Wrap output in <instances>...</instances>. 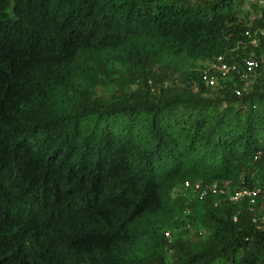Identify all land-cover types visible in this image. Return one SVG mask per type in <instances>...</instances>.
<instances>
[{
    "label": "trees",
    "instance_id": "1",
    "mask_svg": "<svg viewBox=\"0 0 264 264\" xmlns=\"http://www.w3.org/2000/svg\"><path fill=\"white\" fill-rule=\"evenodd\" d=\"M241 1L0 0V264H264L260 197L229 199L264 187Z\"/></svg>",
    "mask_w": 264,
    "mask_h": 264
},
{
    "label": "built area",
    "instance_id": "2",
    "mask_svg": "<svg viewBox=\"0 0 264 264\" xmlns=\"http://www.w3.org/2000/svg\"><path fill=\"white\" fill-rule=\"evenodd\" d=\"M262 32V30L260 31ZM245 35L249 36L248 32H245ZM252 43L255 40H251ZM241 64L244 66V74L243 77L249 79L256 75V69L259 67V61L252 57H243L241 58ZM235 70V63L227 61L223 56L218 55L216 56L210 63L206 65V68L202 70L201 73V80L207 86H215L217 84V77L224 78L228 76V73ZM210 72H213L210 75ZM217 74L218 76H216ZM246 90V87L242 88H235L233 92L235 95H240L243 91ZM184 187L189 186L188 182L183 183ZM193 190L199 192L200 195H204L206 190H211V192L215 191L214 185L208 186H200L198 183L193 185ZM261 192L260 188L252 187V188H241L233 192L231 199L233 201H238L241 198H247L250 204L255 202V197ZM259 221H264V216H259Z\"/></svg>",
    "mask_w": 264,
    "mask_h": 264
},
{
    "label": "rangeland",
    "instance_id": "3",
    "mask_svg": "<svg viewBox=\"0 0 264 264\" xmlns=\"http://www.w3.org/2000/svg\"><path fill=\"white\" fill-rule=\"evenodd\" d=\"M260 6H264V0H242L238 6L237 17L242 22H249L253 17L257 15V10ZM204 62H196V66L203 65ZM264 188V187H263ZM258 210H264V189L260 196L258 203Z\"/></svg>",
    "mask_w": 264,
    "mask_h": 264
},
{
    "label": "clouds",
    "instance_id": "4",
    "mask_svg": "<svg viewBox=\"0 0 264 264\" xmlns=\"http://www.w3.org/2000/svg\"><path fill=\"white\" fill-rule=\"evenodd\" d=\"M260 31H261V30H260ZM246 36H247V35H246ZM251 40H255V42L252 43ZM251 40H250L251 44H256L257 41H256L255 38H252ZM217 56H218V55H217ZM221 56H222V55H221ZM215 57H216V56H215ZM215 57H214V58H215ZM223 57H224V56H223ZM248 57H251V56H248ZM214 58H213V59H214ZM252 58H253V57H252ZM227 61H228V60H227ZM230 62H231V61H230ZM207 64H208V63H205V62H204V63H203V66L206 68V65H207ZM262 67L264 68V63L262 64ZM256 76H258L257 72H256ZM226 77H227V76H226ZM226 77L221 78V79H225ZM251 80H252V77L248 79V83H250ZM245 87H246V90H247V89L249 88V84H246ZM243 92H244V91H243ZM184 182H187V181H184ZM184 182H183V183H184ZM188 184H189V186L193 187V185H194V184H197V183H193V184H191V183L188 182ZM198 184H199V183H198ZM199 185H200V184H199ZM208 185H214L215 191H214V192H211V190H206V191H210V193H212V194H215V193H224V190H223L222 188H219L215 183H210V184H207V185L205 184V185H200V186L204 187V186H208ZM189 186H187V187H189ZM183 187H184V186H183ZM254 187H258V188H260L259 186H254ZM240 189H241V188H240ZM263 189H264V188H260L261 192L258 194L259 197H260L261 194L263 193ZM192 190H193V188H192ZM237 190H239V189H237ZM194 191H195V190H194ZM234 191H236V190H234ZM234 191H233V192H234ZM233 192H232L231 195L229 196V199H230V200H232V199H231V196H232ZM198 193H199V192H198ZM199 195H200V194H199ZM201 196H203V195H201ZM232 201H233V200H232ZM249 204H250V203H249ZM253 204H254V203H253ZM253 204H251V206H253ZM260 216H264V215H260Z\"/></svg>",
    "mask_w": 264,
    "mask_h": 264
}]
</instances>
